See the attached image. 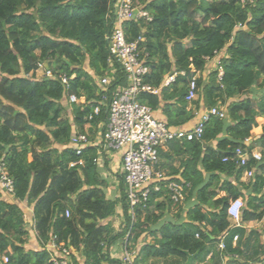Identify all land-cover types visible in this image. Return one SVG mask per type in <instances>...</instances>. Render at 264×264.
Segmentation results:
<instances>
[{
	"label": "trees",
	"instance_id": "trees-1",
	"mask_svg": "<svg viewBox=\"0 0 264 264\" xmlns=\"http://www.w3.org/2000/svg\"><path fill=\"white\" fill-rule=\"evenodd\" d=\"M134 1L152 19L127 21L126 37L142 38L139 54L148 67L142 82L159 88L157 94L139 93L138 100L153 111L160 108L169 127H185L201 108L218 106L226 111L224 118L212 116L205 122L200 140H172L166 152L159 150V168L169 170L167 177L190 183L186 221L180 218L183 206L173 202L163 186L131 214L123 174L118 198H107V180L94 162L98 148L88 145L76 154L69 147L72 133H87L92 140L104 130L108 109L102 96L110 97L118 85H126L118 66L106 91L96 81L107 73L105 36L112 27V0H0V160L13 181V193L6 194L32 204L40 247L25 248L29 236L25 213L16 203L0 199V264H52L44 248L52 234L78 251L82 264H122L109 254V246L122 237L127 251L134 250L132 264L196 258L210 249L207 242L226 231L223 253L238 252L245 233L242 225L264 217V196H257L264 185V0L245 5L240 0ZM221 51L225 53L219 59L221 78L218 65L206 78L197 77ZM39 63L52 75L36 77ZM173 73L174 80L162 86L164 77ZM61 74L70 78L68 88ZM193 76L198 95L189 102L185 96ZM254 91L255 103L249 97ZM70 94L83 101L70 103ZM96 104L99 113L89 120ZM258 120L261 133L247 147L259 152L261 159H249L245 166L234 159L223 161L236 147L246 146L244 139L251 137ZM172 155L180 157L178 168L171 165ZM252 167L249 185L255 195L246 197L241 225L230 227L228 198L242 194L237 185L246 187L240 178ZM221 191L225 195L219 196ZM118 204L124 225L115 232L110 222L102 221ZM171 209L177 219L165 217ZM202 224L208 228L202 229ZM147 235L151 240L136 249ZM234 235L238 241L233 248ZM250 237L252 232L246 242ZM258 247L263 248L259 243ZM3 255L7 263L1 262ZM252 258L259 260L257 253ZM72 260L79 264L74 255Z\"/></svg>",
	"mask_w": 264,
	"mask_h": 264
},
{
	"label": "built area",
	"instance_id": "built-area-1",
	"mask_svg": "<svg viewBox=\"0 0 264 264\" xmlns=\"http://www.w3.org/2000/svg\"><path fill=\"white\" fill-rule=\"evenodd\" d=\"M254 0H240L241 4L253 3ZM112 27L105 36L108 46L107 73L97 76L98 85L106 91L114 79V74L118 68L124 73L126 85H118L110 97L103 95V101H107L108 119L102 132H96L92 140L87 133H72L69 140V147L76 154L93 145L98 148V155L94 158L96 164H100V153L104 151H117L120 153L121 173L125 182V193L130 205L131 214L136 205L145 206L152 191H160L163 186L169 194V198L178 204H181L187 195L189 182L177 179H169L166 173L159 168V150L172 140H200L205 122L212 116L224 118L226 111L223 107L211 106L204 108L198 115L196 122L191 127H169L166 122L157 118L154 111L145 103L138 100L139 93L150 92L157 94L159 88L151 87L142 82L143 75L148 71L144 59L139 54L138 42L142 38L127 40L124 30L125 23L133 18H141L145 21L152 19L147 10L138 5L134 0H112ZM218 79L222 76V67L217 61ZM38 68L43 72L42 76H51L52 72L39 63ZM183 72H181L182 74ZM175 73L164 77L162 86L168 85L175 78ZM59 78L65 88L69 86V77L65 74L59 75ZM198 87L196 76H193L188 84L186 101H192L197 98ZM68 101L79 102L75 94L68 96ZM195 112V115H197ZM99 113V105L93 106V115ZM250 138H245L246 146H238L233 151V156L223 157V161L234 159L239 166H245L249 159L260 160L261 154L256 151H250L247 143ZM102 150V151H101ZM78 162H71L70 166ZM254 168L245 169L242 176L251 178ZM0 188L8 194L13 193V181L8 175L4 162L0 160ZM244 202L241 197L232 198L228 201L226 207L227 217L232 221L240 219ZM69 215V210L65 211ZM198 236V234H196ZM237 239L234 235L233 240ZM124 247V262H131L135 253L129 252ZM220 248H224L221 241ZM44 248L48 251L50 262L52 264H73L72 255L74 248L67 246L64 242H58L57 236L50 235ZM5 255L1 257L2 263H7ZM250 264V263H248Z\"/></svg>",
	"mask_w": 264,
	"mask_h": 264
},
{
	"label": "crops",
	"instance_id": "crops-1",
	"mask_svg": "<svg viewBox=\"0 0 264 264\" xmlns=\"http://www.w3.org/2000/svg\"><path fill=\"white\" fill-rule=\"evenodd\" d=\"M225 55V53L223 51L217 53L212 59L208 60L206 63V69L203 73H197L196 76H203L204 78L207 77V73H209L210 71L214 70L216 65H217V61L223 56ZM41 69H37L35 72V76L36 77H40L41 73H40ZM63 105L66 106V108L68 107V103L66 102V100L64 99L62 101ZM204 108H201L198 110L197 115H195V117L190 120L189 122H187V124L185 125V127H191L194 125V123L196 122V119L199 115V113L203 110ZM68 114L70 115V113L68 112ZM67 114V116H68ZM154 114L157 118L165 121L166 118L162 112V110L159 108L157 110H154ZM261 125L262 122L259 123L258 127L253 128L252 130V135L250 137L251 139H254V137L260 135L261 133ZM162 152H166L168 150L167 144L162 146V148L160 149ZM102 151V150H101ZM100 153V158H101V162L100 164H97L99 166V168H101V174L106 178V182H107V187L105 188V192H106V196L107 198H118L119 196V184H120V174L121 173V169H120V153L117 151H102L99 152ZM173 161H172V166L174 168H178L180 165V157L172 155ZM161 161V158H160ZM163 171L168 174L169 170L168 169H164ZM177 176H179V174H177ZM231 180V178H229ZM251 180V178L248 177H244L241 176L240 181L246 185H237V188L241 190V195L239 197H241V199L244 202V207H246V197H248V195L252 194L255 195V193L253 194L251 187L249 185V181ZM108 188L109 191L107 190ZM118 190V191H117ZM108 191V193H107ZM264 196V185L262 186L260 193L257 195H262ZM220 195H225V192L221 191L219 194ZM0 199L6 200L8 202H13L16 203L18 206H20L23 210V212L25 213V217H26V225L29 231V236L27 239V243L25 244V248L26 249H39V244L37 242L36 239V234L33 228V207L32 204H28L25 200L24 201H19L14 199V197L12 195H8L6 194L1 188H0ZM186 199V198H185ZM232 198H228V201L231 200ZM193 200V199H192ZM190 201L184 200L181 205L183 206V211L180 215V218H183L184 221H186V209H187V203H189ZM243 207V209H244ZM260 209H258L257 211H259ZM243 211V210H242ZM175 210L171 209L168 213L165 214V217L167 218H171V219H177L175 218ZM241 218V216H240ZM231 226L230 227H237L240 224L241 219H239L238 221H232L228 218ZM110 222L112 227L114 228V231H120V229L123 227L124 225V218H123V212H122V208L120 206V204H118L115 208V212L114 214L103 220L102 223H106V222ZM241 225V224H240ZM244 227L245 233L244 235L241 236V239L239 241V246H238V252H231V253H223V249L219 247L220 242H223V238L225 235H227V231L225 233H223L220 238H218L216 241L214 242H207L206 243V247L210 248L209 250H207V252H203L201 255L197 256L196 258H187L186 260H181V259H174V258H167V259H157V260H149L147 263L144 264H247V263H253V264H264V217H262L261 219L257 220H250L246 223H244L242 225ZM202 229H207L208 227H206V225L202 224L201 226ZM249 232H252V237H250V241L246 242V237L248 236ZM125 238L126 237H122L121 239H119L116 243L112 244L109 246V254L110 257L112 258H117L121 260V255L124 252V247H125ZM151 236L147 235L145 237L142 238V240H139V243L136 245V249L140 246V244L144 241H150L151 240ZM120 240H122L120 242ZM238 239L236 240H232L231 245L232 247H236V243H237ZM123 242V244H122ZM224 243V242H223ZM258 243L260 245L263 246V248L260 249V247H258ZM248 247V249L246 248ZM131 252L134 253V250H132ZM254 253H257V256L259 257L258 261H253V255ZM73 255L76 257L77 261L79 264H82L83 262V257L79 254L78 251H75L74 249V253ZM134 258V255L132 257V260ZM122 261V260H121ZM122 264H132L131 262H124L122 261Z\"/></svg>",
	"mask_w": 264,
	"mask_h": 264
},
{
	"label": "rangeland",
	"instance_id": "rangeland-1",
	"mask_svg": "<svg viewBox=\"0 0 264 264\" xmlns=\"http://www.w3.org/2000/svg\"><path fill=\"white\" fill-rule=\"evenodd\" d=\"M38 69H39V68H38ZM40 73H41V75H40V77H41L42 74H43V72L40 71ZM261 79H262V78L259 77L258 80H257V82H258V83L261 82ZM256 89H257V91L259 92V88L256 87ZM256 89H255V91H256ZM255 91L252 92V93H249V97L252 98V97H253V93H256ZM257 96L259 97L260 94H257ZM252 101L255 103V99H254V97H253V100H252ZM67 114H68V113H67ZM258 121H259V123L261 122L260 120H258ZM258 126H259V125H258ZM251 133H252V132H251ZM120 169H121V162H120ZM109 189H110V188H108L107 190L109 191ZM108 191H107V193H108ZM117 191H118V190H117ZM121 241H122V240H120V242H121ZM122 244H123V242H122ZM132 250H133V249L129 250V252H131ZM120 258L123 259V258H124V255L122 254Z\"/></svg>",
	"mask_w": 264,
	"mask_h": 264
},
{
	"label": "water",
	"instance_id": "water-1",
	"mask_svg": "<svg viewBox=\"0 0 264 264\" xmlns=\"http://www.w3.org/2000/svg\"><path fill=\"white\" fill-rule=\"evenodd\" d=\"M45 68H47V65H45Z\"/></svg>",
	"mask_w": 264,
	"mask_h": 264
}]
</instances>
